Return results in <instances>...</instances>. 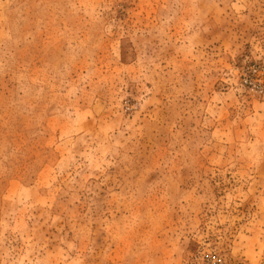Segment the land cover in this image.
<instances>
[{
  "label": "rangeland",
  "instance_id": "374dc122",
  "mask_svg": "<svg viewBox=\"0 0 264 264\" xmlns=\"http://www.w3.org/2000/svg\"><path fill=\"white\" fill-rule=\"evenodd\" d=\"M0 264H264V0H0Z\"/></svg>",
  "mask_w": 264,
  "mask_h": 264
}]
</instances>
